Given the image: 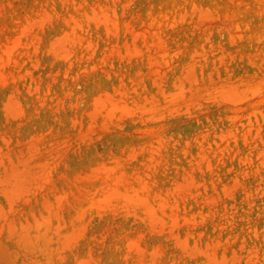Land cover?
<instances>
[{"label": "rangeland", "instance_id": "1", "mask_svg": "<svg viewBox=\"0 0 264 264\" xmlns=\"http://www.w3.org/2000/svg\"><path fill=\"white\" fill-rule=\"evenodd\" d=\"M0 264H264V0H0Z\"/></svg>", "mask_w": 264, "mask_h": 264}]
</instances>
